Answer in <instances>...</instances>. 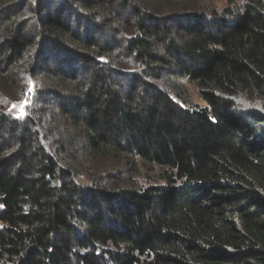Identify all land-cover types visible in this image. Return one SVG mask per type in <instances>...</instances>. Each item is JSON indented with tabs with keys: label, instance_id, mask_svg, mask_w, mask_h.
<instances>
[{
	"label": "trees",
	"instance_id": "trees-1",
	"mask_svg": "<svg viewBox=\"0 0 264 264\" xmlns=\"http://www.w3.org/2000/svg\"><path fill=\"white\" fill-rule=\"evenodd\" d=\"M0 223V264H264V0H0Z\"/></svg>",
	"mask_w": 264,
	"mask_h": 264
},
{
	"label": "rangeland",
	"instance_id": "rangeland-1",
	"mask_svg": "<svg viewBox=\"0 0 264 264\" xmlns=\"http://www.w3.org/2000/svg\"><path fill=\"white\" fill-rule=\"evenodd\" d=\"M208 3V6L211 7L212 9L216 11H221L226 7V0H206ZM183 84V87L187 91L188 97L190 99V103L188 104L189 106H192L196 103H200L198 97H197V89L196 87L188 83L187 81L183 80L181 82ZM19 108L17 109V111ZM2 226V223H0V227Z\"/></svg>",
	"mask_w": 264,
	"mask_h": 264
},
{
	"label": "snow or ice",
	"instance_id": "snow-or-ice-1",
	"mask_svg": "<svg viewBox=\"0 0 264 264\" xmlns=\"http://www.w3.org/2000/svg\"><path fill=\"white\" fill-rule=\"evenodd\" d=\"M15 107H16V105H13V108H15ZM23 115H24V113H23V111H21V116H19V117H17V118H22Z\"/></svg>",
	"mask_w": 264,
	"mask_h": 264
}]
</instances>
